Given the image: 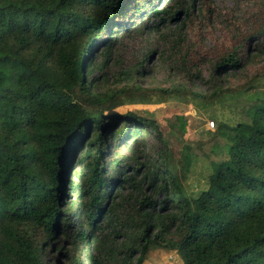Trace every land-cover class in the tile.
<instances>
[{
    "label": "trees",
    "instance_id": "obj_1",
    "mask_svg": "<svg viewBox=\"0 0 264 264\" xmlns=\"http://www.w3.org/2000/svg\"><path fill=\"white\" fill-rule=\"evenodd\" d=\"M124 1L0 0V264H144L152 248L183 264H264V64L245 87L262 95L243 102V117L217 123L220 141L208 151L187 142L177 159L156 120L115 111L139 86L94 92L89 78L134 21L159 31L190 19L200 0L163 11L156 0ZM248 38L215 62L211 87L194 97L226 93L221 75L253 52L264 57V22ZM166 125L186 132L181 115Z\"/></svg>",
    "mask_w": 264,
    "mask_h": 264
},
{
    "label": "rangeland",
    "instance_id": "obj_2",
    "mask_svg": "<svg viewBox=\"0 0 264 264\" xmlns=\"http://www.w3.org/2000/svg\"><path fill=\"white\" fill-rule=\"evenodd\" d=\"M175 2L156 0V9L163 11L173 8ZM127 16L121 15L118 22L126 23ZM140 21H134L129 29L116 34L117 44L96 62L97 69L89 78L92 90L108 92L139 86L141 92H131L120 97L116 112L134 110L156 120L165 130L170 149L177 159L183 144L187 142L197 151L201 147L208 151L214 142L220 141L215 135L217 123L235 122L243 117V102L262 95L261 92L248 91L245 87L262 68L264 57L253 52L251 60L241 70L221 75L220 82L227 90L226 93L212 99H199L192 94L206 93L211 87V67L221 56L242 43L252 44L248 37L264 22V0H200L190 19L185 20V16L181 15L179 21L168 20L159 25V31L148 27L150 23ZM179 26L182 28L180 36L177 34ZM242 50L245 53L244 47ZM144 57H148V60ZM139 61L143 62V68L138 67ZM136 67L141 74L135 73ZM123 69H131L130 80L121 74ZM173 85L184 86L188 92L184 95H162L155 91ZM70 93L78 96L79 87L73 88ZM87 111L99 114L103 110L90 108ZM177 115L186 120L183 137L166 127L168 120L172 121ZM121 125V122L117 123V127ZM205 162L202 159L197 163L196 169L200 175H197V179L194 176L190 178L189 183L200 186ZM76 166L75 163L72 165L73 171L77 169ZM143 190L149 194L147 189ZM72 198L71 193H68L67 199ZM58 264L67 263L60 257ZM144 264L183 262L175 251L152 248Z\"/></svg>",
    "mask_w": 264,
    "mask_h": 264
},
{
    "label": "built area",
    "instance_id": "obj_3",
    "mask_svg": "<svg viewBox=\"0 0 264 264\" xmlns=\"http://www.w3.org/2000/svg\"><path fill=\"white\" fill-rule=\"evenodd\" d=\"M211 126H213V123H211Z\"/></svg>",
    "mask_w": 264,
    "mask_h": 264
}]
</instances>
